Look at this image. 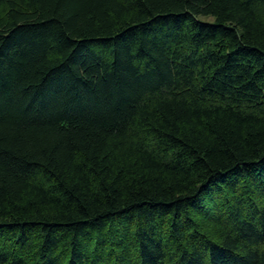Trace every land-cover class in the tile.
Segmentation results:
<instances>
[{"label": "trees", "instance_id": "obj_1", "mask_svg": "<svg viewBox=\"0 0 264 264\" xmlns=\"http://www.w3.org/2000/svg\"><path fill=\"white\" fill-rule=\"evenodd\" d=\"M0 264H264V0H0Z\"/></svg>", "mask_w": 264, "mask_h": 264}]
</instances>
